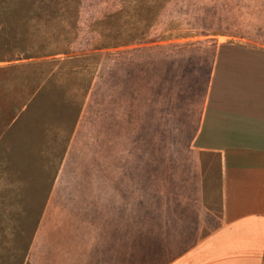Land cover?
<instances>
[{"label":"rangeland","instance_id":"rangeland-1","mask_svg":"<svg viewBox=\"0 0 264 264\" xmlns=\"http://www.w3.org/2000/svg\"><path fill=\"white\" fill-rule=\"evenodd\" d=\"M244 38L264 0H0V264H93L103 223H167L216 44Z\"/></svg>","mask_w":264,"mask_h":264},{"label":"crops","instance_id":"crops-1","mask_svg":"<svg viewBox=\"0 0 264 264\" xmlns=\"http://www.w3.org/2000/svg\"><path fill=\"white\" fill-rule=\"evenodd\" d=\"M244 39L216 44L198 90L195 173L164 172L168 222L103 223L93 264H264V43Z\"/></svg>","mask_w":264,"mask_h":264}]
</instances>
